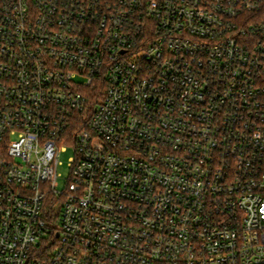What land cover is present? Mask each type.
I'll return each instance as SVG.
<instances>
[{
  "label": "built area",
  "instance_id": "2783aa9c",
  "mask_svg": "<svg viewBox=\"0 0 264 264\" xmlns=\"http://www.w3.org/2000/svg\"><path fill=\"white\" fill-rule=\"evenodd\" d=\"M0 264H264V0H0Z\"/></svg>",
  "mask_w": 264,
  "mask_h": 264
},
{
  "label": "rangeland",
  "instance_id": "374dc122",
  "mask_svg": "<svg viewBox=\"0 0 264 264\" xmlns=\"http://www.w3.org/2000/svg\"><path fill=\"white\" fill-rule=\"evenodd\" d=\"M77 83H84L85 79L79 78L76 80ZM64 150L61 151L60 154V166L58 168V173L60 175L58 182H59V189H64L68 179L71 175V168L70 164L72 162V158L75 156V149L73 145L64 143Z\"/></svg>",
  "mask_w": 264,
  "mask_h": 264
},
{
  "label": "trees",
  "instance_id": "16d2710c",
  "mask_svg": "<svg viewBox=\"0 0 264 264\" xmlns=\"http://www.w3.org/2000/svg\"><path fill=\"white\" fill-rule=\"evenodd\" d=\"M46 211H47L46 215L48 216V218L54 217V221L57 223V220L59 218L60 209H59L58 202L55 198H49L46 204Z\"/></svg>",
  "mask_w": 264,
  "mask_h": 264
}]
</instances>
